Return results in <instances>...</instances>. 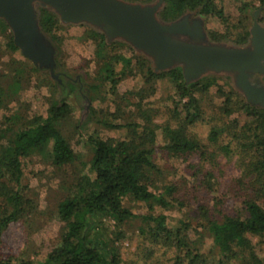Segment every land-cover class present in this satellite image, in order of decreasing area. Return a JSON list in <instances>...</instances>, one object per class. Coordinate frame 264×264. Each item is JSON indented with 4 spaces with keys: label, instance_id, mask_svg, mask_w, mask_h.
<instances>
[{
    "label": "trees",
    "instance_id": "obj_1",
    "mask_svg": "<svg viewBox=\"0 0 264 264\" xmlns=\"http://www.w3.org/2000/svg\"><path fill=\"white\" fill-rule=\"evenodd\" d=\"M126 1L150 3L155 0ZM218 1L163 0L158 16L163 21H171L191 12L203 18L216 15L225 21ZM252 2H257L258 8L264 11V0ZM249 6V2L243 3L245 11ZM38 12L43 32L56 44L55 33L64 25L48 8L39 6ZM0 33L6 37L9 51H18L12 33L1 19ZM87 34L96 46L99 81L91 88L107 83L113 94L124 77L139 75L143 86L122 95L127 105H133L135 113L131 110V115L123 118L118 109L111 118L100 121L109 129L124 130V137L104 139L93 135L88 138L92 147L89 173L74 174L57 203L62 226L54 246L47 251H35L32 258L23 251L2 254L3 233L12 223L27 219L33 210L29 187L24 183L26 160L39 158L63 171L74 165L77 155L61 129L62 122L73 114L72 105L66 99L71 91L76 97L83 93L90 99L91 89L87 86L83 89L79 80L76 83L68 80L67 91H63L47 71L32 67L43 75V83L58 92V97L44 114L28 118L18 111L2 118L0 264H123L116 241L122 235L119 227L128 222L138 223V234L148 241L147 255L155 256L157 263L264 264V255L257 251V246L264 243V108L247 103L228 77L213 74L186 84L179 68L155 72L151 61L125 42L108 43L100 31L90 26ZM208 36L213 42L243 46L250 33L247 26H242L236 37L230 30ZM120 47L128 48L131 57L119 53ZM163 78L174 86L167 117L158 108L143 104L144 99L154 94L156 82ZM211 88L216 89L220 102L207 111L202 97ZM5 96L0 84V108L4 106ZM85 110L88 116V108ZM90 111L89 118L93 116ZM83 123L84 120H79L78 130ZM199 124L206 126L204 138L194 131ZM158 132L164 140L163 150L170 156L186 160L199 155L202 161H206L207 156L215 161L221 153L235 156V165L241 172L238 181L248 187L240 197V209L235 213L217 209L214 213L199 205L201 220L197 227L193 228L194 222L182 216L173 223L168 213L181 212L185 204L174 183H158L160 169L153 159ZM205 177L213 179V174L207 172ZM206 182L210 185V181ZM126 199L144 204L145 214H137L125 206ZM110 221L114 223L111 231L105 227Z\"/></svg>",
    "mask_w": 264,
    "mask_h": 264
},
{
    "label": "rangeland",
    "instance_id": "obj_2",
    "mask_svg": "<svg viewBox=\"0 0 264 264\" xmlns=\"http://www.w3.org/2000/svg\"><path fill=\"white\" fill-rule=\"evenodd\" d=\"M245 1L250 3L247 11L243 7ZM252 1L219 0L218 6L223 10L225 21L216 15L207 16L205 18L207 34L222 35L230 30L236 37L242 26L250 29L254 12L261 10L257 2ZM259 22L264 25L263 10H261ZM87 32L88 26L84 24H70L59 28L55 33L58 69L67 72L72 79L81 76L83 89L84 86L91 89L90 99L85 94L86 100L82 96L76 97L73 95L74 91H71V95L66 99L72 105L73 114L62 122L61 129L64 136L71 142L77 159L74 165L64 171L50 166L39 158L26 160L24 183L29 187L28 196L33 202V210L27 219L12 223L3 233L2 254H18L23 251L26 256L32 258L35 251H47L54 246L62 226L57 216V203L64 196L74 174L89 173L92 147L88 138L99 135L104 139H120L126 135L124 130L109 129L101 125L100 121L111 118V114L118 109L123 118L129 117L131 110L134 111L135 108L133 105H127L122 100V95L141 88L143 80L139 75H128L117 85L116 92L113 94L107 83L91 88L99 84V81L96 76V46L94 41L88 37ZM6 41V37L0 33V84L6 94L4 106L0 108V128L4 127L1 125L4 115L15 114L18 111L28 118L41 115L46 113L51 103L58 97V92L51 85L43 83V75L32 70L33 64L25 59L19 50L9 51ZM117 51L126 57L132 55L126 47H120ZM155 86L154 94L144 99L143 104L148 103V106L158 108L167 117V109L172 106L174 86L166 78L159 79ZM219 102L220 98L215 88H211L202 97V104L207 111ZM86 108L89 114L90 109L93 111L91 118L89 114L86 116ZM79 120H84V123L78 130ZM157 121H162V119L157 118ZM194 131L204 138L207 129L204 124H199ZM163 146L164 140L158 132L153 153L154 162L160 169L158 183L162 184L163 181L174 183L178 196L185 204L181 212L168 213L173 223L182 216L194 222L193 228L197 227L196 225L201 220L198 212L199 205L208 207L210 212L214 213L217 209L228 213H235L240 209V197L248 191V187L238 181L241 172L235 165V156L221 153L220 158L215 161H210L208 156L206 161H202L199 155L184 160L182 157L168 155L163 150ZM207 172L213 174V179L205 177ZM206 181H210V185H207ZM124 204L137 214L146 212L144 204L127 199ZM262 204L264 206V202ZM137 225L136 222H128L119 227L122 235L116 241V245L123 264H161L157 263L155 256L147 255L148 241L138 234ZM105 227L111 231L114 223L106 222ZM198 230L202 231L200 227ZM208 243V238H205V244ZM257 251L264 255V243L257 246ZM160 257H162V252Z\"/></svg>",
    "mask_w": 264,
    "mask_h": 264
},
{
    "label": "water",
    "instance_id": "obj_3",
    "mask_svg": "<svg viewBox=\"0 0 264 264\" xmlns=\"http://www.w3.org/2000/svg\"><path fill=\"white\" fill-rule=\"evenodd\" d=\"M163 0L150 3L126 0H0V19L12 33L20 54L40 71H47L67 91V81L80 84L58 69L56 44L39 22L38 7H46L63 25H88L108 43L121 40L151 61L155 72L181 70L186 84L207 75L230 78L233 87L253 106L264 108V25L261 10L253 14L249 39L243 46L213 42L205 18L187 12L163 21ZM88 102V101H87Z\"/></svg>",
    "mask_w": 264,
    "mask_h": 264
},
{
    "label": "flooded vegetation",
    "instance_id": "obj_4",
    "mask_svg": "<svg viewBox=\"0 0 264 264\" xmlns=\"http://www.w3.org/2000/svg\"><path fill=\"white\" fill-rule=\"evenodd\" d=\"M262 81L264 82V78H262ZM81 96H82L83 98H85V100H86L85 95L81 94Z\"/></svg>",
    "mask_w": 264,
    "mask_h": 264
}]
</instances>
